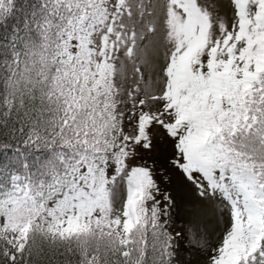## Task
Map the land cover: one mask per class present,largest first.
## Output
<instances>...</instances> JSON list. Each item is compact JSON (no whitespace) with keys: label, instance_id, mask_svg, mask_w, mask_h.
<instances>
[{"label":"snow or ice","instance_id":"snow-or-ice-1","mask_svg":"<svg viewBox=\"0 0 264 264\" xmlns=\"http://www.w3.org/2000/svg\"><path fill=\"white\" fill-rule=\"evenodd\" d=\"M0 264H264V0H0Z\"/></svg>","mask_w":264,"mask_h":264}]
</instances>
